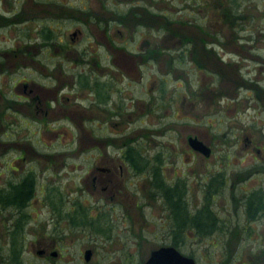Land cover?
I'll use <instances>...</instances> for the list:
<instances>
[{"label":"rangeland","instance_id":"rangeland-1","mask_svg":"<svg viewBox=\"0 0 264 264\" xmlns=\"http://www.w3.org/2000/svg\"><path fill=\"white\" fill-rule=\"evenodd\" d=\"M56 1L55 10L58 13L61 10H66L62 5L67 4L73 8L89 9L92 15H98V13L104 12L103 3L111 5L112 2L119 8L125 9L130 5L149 4L150 0ZM187 1L191 4V0ZM195 1L202 2L203 7H199L197 3V5H187L184 0H153L150 3H153V9L164 8L166 14L175 19L184 21L185 17H198L197 24L201 25L198 29L192 27L196 25L192 23H173L169 25L172 33L168 35L166 31L163 32L158 28L163 23L161 17H158L156 24L144 23L151 27L149 30L147 26L138 28L132 24L131 31L126 32L122 27L112 24L125 36L134 38V41H138L140 37L158 41L164 36L168 40V47L164 50H168L173 55L171 57L169 54L167 58L160 57L158 60L145 62L144 66L136 65V76L133 73L134 77L132 76L129 82L126 78L120 79L117 83V86L121 87L120 97L134 95L132 97L136 101L130 122L118 126L117 129L121 128V134L123 131L136 130L129 135L136 137L141 149L148 150V155L162 156V177L168 183L175 181L185 184L182 201L186 202L185 205L190 213H194V210L202 205L204 183L210 181L211 175L218 174L216 179L223 181L217 184V190L213 192L211 206H207L210 207L211 215L219 219V225L222 227L209 232H196L193 228L185 231L181 250L184 254L197 257L198 264H217V262L225 261L228 251L233 254L231 261L236 264L241 258L243 249L245 251L247 248L251 252H256L264 246V217L259 222L248 224L242 215V208L237 206V201H240L245 191L255 185L264 188V176L260 177L261 180L254 181L242 179L244 176L242 168L253 162L246 152L248 151L247 146H249L248 141L251 143L249 149L254 147L264 149V0H237L238 4L243 7V12H237L242 14L231 16L232 23L235 22L233 25L229 22L227 25L224 24L218 17L213 16L211 9L205 6L204 2L210 5L209 1L213 2L214 0ZM215 1L218 3V0ZM49 2L52 1L0 0V13L10 18L9 25H5L6 21L2 24L0 20V55L3 56L5 55L3 52L10 51L8 49L14 47L19 38L27 39L26 35L28 34L34 37L41 25L56 28L58 34H63L66 30L67 32L72 31L75 28L74 21L71 23L69 19L57 20L68 17H64L63 14H53L54 9H50V7L55 4ZM73 8L67 10L70 14L68 16L84 20V46L89 42L92 43V39L101 37V30L94 23L89 22L85 18V14L83 17V14L77 13ZM153 9L151 10L153 11ZM156 11L154 10V12ZM16 15L20 17H16L15 21L23 16V23H14L12 19ZM51 18H55V20ZM62 34H59V37H62ZM182 36L188 38H181ZM182 40H191L195 43H193V51L197 54L193 52V56L200 65L189 60L191 58L182 61V64L176 62L178 58L175 55L178 46L183 45L184 41ZM152 41L149 42L152 43ZM77 45L82 46V43ZM206 48L211 50L210 53L213 57L210 68H205L207 58L204 57L207 53L204 50ZM16 51L13 52V55L8 53L10 56L0 57V60L9 61V64L5 63L8 67L2 65V69L12 71L22 69L21 64L18 66ZM41 57L43 56L41 55ZM72 58H74L72 54L62 57L61 68L71 69L67 63L73 66L74 64L69 62ZM219 59L227 63H222ZM228 61L231 63L230 66ZM105 63L108 61L103 60V64ZM119 66H122L121 63ZM127 66L129 67V65ZM108 67L114 68L115 71L117 69L124 70L123 67L119 68L111 64ZM85 68L87 69V67ZM88 68L91 69V67ZM24 69L29 68L24 66ZM72 69L80 70V67L73 66ZM137 69H140V72ZM161 76L166 79L163 96L159 95V87H156ZM42 78L37 77L36 80L41 84L45 83ZM151 80L153 81V88L150 90L152 93L148 91ZM2 85L3 78L0 75V89ZM260 90H263L262 93L259 92ZM230 95L233 97V101L229 100ZM149 96L153 98L154 102L152 111L146 115V102ZM160 101L164 103L163 107L156 108L155 102L160 103ZM125 102L127 103V100ZM120 106L124 107V104ZM123 117L125 118V116ZM187 136H196L208 144L212 149L210 156L204 159L201 155L194 154L187 145ZM74 138L72 141L56 142V149H105L109 151L119 149L120 143L124 141L121 139L98 146L95 141ZM3 140L4 138L0 134V152L4 149ZM33 140L31 139L29 143L37 149H44L43 144H46L47 147L50 144L48 135L42 137L40 143L38 141L34 143ZM6 148L16 150L25 147L19 143ZM260 156L264 160V153H261ZM61 160L62 158H56V177L53 176L55 169L37 172L36 179L40 185H37L35 196L38 200L35 202L32 200L28 206L21 210L22 213H14L15 215L11 218L14 221L22 214L20 220L14 221V223L17 224V227L21 226L23 236H14L13 238L18 245L20 244L22 264H84L82 252L86 248L92 250L91 258L87 264H138L147 256L149 249L170 244L173 234L170 231V222L166 217L167 207L163 206V200L152 195V189L148 186L146 176L137 173L135 190L137 204L133 210H129L132 218L131 233L129 232V223L126 217L123 218L121 210L116 216L110 217L111 234L109 233V238L104 237L103 234L92 232L89 227H78V232L69 238L61 239L62 241L55 245L54 249H58L59 254L53 260L55 263L38 259L35 249L38 240L42 238L38 237L35 231L38 225L42 226L49 215V212L46 211L48 207L42 205L41 198L50 196H48L52 191L50 185L55 186V195H52L55 198L78 199L84 205L88 200L91 201L100 196L99 192L98 194L91 192L89 182L84 180V172L80 168L83 165L82 157L67 158L64 167H59ZM4 180L5 173H2L0 164V183ZM214 188L212 185L211 190ZM8 209L10 208L6 210L4 206L0 205V264H6L9 240L15 234L13 230L17 228L9 225V221H7ZM201 211L206 212L205 207ZM204 218V216L201 217V222H204L202 221ZM244 227L251 231L246 234L247 230ZM239 254L240 257L237 258ZM220 258L222 259L220 260ZM251 259H254V255H251ZM256 260L259 261V259Z\"/></svg>","mask_w":264,"mask_h":264},{"label":"flooded vegetation","instance_id":"flooded-vegetation-1","mask_svg":"<svg viewBox=\"0 0 264 264\" xmlns=\"http://www.w3.org/2000/svg\"><path fill=\"white\" fill-rule=\"evenodd\" d=\"M49 1H52L49 3L55 4L50 9H54L52 13L57 15L55 10L57 1ZM61 8L59 7V9ZM4 17L7 16L0 13V19ZM21 17L19 21L23 23V16ZM51 19L55 20V18ZM57 20H60V18ZM73 21L76 23L75 28L68 32L66 30L63 34L59 33L60 35L62 34V37H59L56 28L44 25L49 28L53 37L43 40L41 37H37L35 32L33 38H27L29 39L28 42H26L27 39L25 38H19L14 47L8 49L10 51L3 52L5 54L3 56L0 55V57L5 58L10 56L8 53L13 55V52L17 50L15 56L18 66L21 64L22 67V69L13 71L4 70L1 68L2 65L8 67L6 64H9V61L0 60V75L3 78V85L0 89V134L4 138V149L0 152V164L2 173H5V180L0 183V188L3 190L2 201L5 205L4 208L6 210L10 208L8 209L9 217L7 218L9 225L17 227L14 221L20 220L22 214L13 221L11 218L15 215L14 213H22L21 210L28 206L32 200L34 202L38 200L35 196L37 185H40L36 179L37 172L55 169L53 176L56 177V158H62L59 167H64L67 158L82 157L83 165L80 168L84 172V180L89 182L91 192L100 193L99 197L93 198L91 201L88 200L85 202L87 204L84 205L78 199L55 198V196H52L55 195L53 190L55 186L50 185V190H52L48 194L50 196L41 198L42 205L48 207L46 211L49 212V215L42 226L38 225L35 231L37 236L42 238L37 242L35 254L38 259L51 263L59 255L58 249H54L55 245L61 242V239L69 238L78 232V227H89L92 232L103 234L104 237L109 238V233L111 234L110 217L116 216L121 210L123 211V218L126 217L129 223V232H132L130 225L132 218L129 210H133L137 204L135 196L137 173L146 176L149 187L152 186L153 179L158 178L163 184L170 187H174L176 183H181L175 181L168 183L164 180L162 177V156L158 154L154 156L148 155L149 151L146 149H127L129 145L137 147L136 137L129 135L136 130L123 131L121 134V128L117 129L118 126L126 125L130 122L132 113H134V102L136 101L132 97L134 95L121 98V87H118L117 83L121 78H126L127 82H129L130 78L134 77V74L136 76V65L141 64L144 66L145 62L158 60L160 57L167 58L170 53L164 49L168 47V40L161 37L158 41H152L151 38L140 37L138 41H134V38L125 36L118 28L111 25L107 26V28H101V37L92 39V43L89 42L84 46V20L78 18L70 22L73 23ZM40 29L41 27L38 30ZM150 40L152 43L149 42ZM78 43H82V46L77 45ZM182 47L183 45L178 46L177 52H183L184 48ZM157 48L161 50L152 54V50ZM204 52L207 53V59L205 60L207 65H205V68H210L213 61L211 50L206 48ZM70 54L74 58L69 60V62L73 63L75 67H80V70H73V66L70 63L67 64H69L71 69L61 68L62 57ZM153 56H155L154 59L152 58ZM170 56L172 57L173 55L170 54ZM103 60H107L113 66L123 67L124 70L117 69L115 71L114 68L108 67V63L103 64ZM219 60L222 63L226 62L222 59ZM181 62H178V64H182ZM119 63L122 66H119ZM228 65H231L230 61H228ZM24 66L29 69H24ZM84 67H87V69H84ZM88 67H91V69ZM137 70L140 72V69ZM37 77H43L42 81L45 83L41 84L36 80ZM160 78L156 87H159V95L163 96L166 79L162 76ZM152 88L153 81L151 80L150 88H148L150 93H152L150 91ZM262 91L260 90L259 92L262 93ZM126 100L127 103L125 102ZM229 100L233 101L231 95ZM161 101L160 103L155 102L156 108L163 107L164 103ZM153 102V98L149 96L147 104L145 103L146 115L149 114V111H152ZM122 104H124V107L120 106ZM47 135L49 136L48 143L50 144L48 147L43 144L44 149H37L29 143L31 139H34V143L36 141L39 142L42 137ZM73 138L95 141L98 146L121 139L124 141L120 143L119 149L109 151L105 149H56V142L72 141ZM199 140L202 141L201 139ZM248 142L250 146L251 143L250 141ZM19 143L23 144L25 148L16 150L6 148ZM51 143L53 144L51 145ZM204 144L209 148L207 156L188 147L194 154L201 155L206 159L210 156L212 149L208 144ZM249 146H247L248 151L246 152L253 162L242 168L244 173L242 179L244 181L259 180L261 176H264V160L260 156L261 153H264V149L262 150L259 147L249 149ZM73 167L75 168L76 166ZM153 168H158L160 172V175L156 178L153 176ZM217 175H211L210 182L204 183L207 185L212 183L211 180L215 181V188L211 190V187H205L202 205L194 210V213L197 214V225L191 228L196 232L215 231L222 227L219 225V219L216 216H209L208 225L200 221L201 217L206 214L201 209L205 207L206 211L209 210L211 212L210 207L207 205L211 206L214 196L213 192L217 190V184L223 181L217 180ZM24 183L33 189L30 190L32 192L31 197L27 200L25 206L19 210L11 204L19 202L22 193L18 192L15 194L11 190H13L14 186L15 189H18L16 186L24 185ZM207 194H209L208 197ZM237 202V206L242 208V215L248 224L259 222L263 219L264 188L262 186L255 185V187L245 191L240 201ZM163 206L167 207H165L167 209L166 217L168 222H170V231L173 234L172 238H174L175 231L171 226L174 222V216L165 202ZM180 217L181 212L179 210L177 221ZM191 228L184 229L183 222H181L179 230H177L178 241H183L185 231ZM244 229L247 230L246 234L251 231L246 227ZM13 233H15L13 236L16 237L23 236L21 226L14 229ZM162 246H171L181 255L190 258L193 264H198L197 257L184 254L181 246L174 247L171 242L170 244L149 249L147 256L143 261H139L138 264H142L152 250ZM86 249L91 252L90 259L92 250L90 248ZM253 252L247 248L245 251L243 249L241 258L236 264H264V246ZM251 255H254L255 260L251 259ZM225 256V261L217 262V264H235L231 261L233 257L231 252L227 251ZM239 257L240 254L237 258ZM89 259L85 261L83 258L84 264L89 263ZM256 259H259V261Z\"/></svg>","mask_w":264,"mask_h":264},{"label":"trees","instance_id":"trees-1","mask_svg":"<svg viewBox=\"0 0 264 264\" xmlns=\"http://www.w3.org/2000/svg\"><path fill=\"white\" fill-rule=\"evenodd\" d=\"M104 1H106V0H104ZM109 1H111V0H109ZM150 1L153 2V0H150ZM150 1L148 2L149 4L130 5L125 9L119 8L117 5H114V3H112V2H111V5H106L103 3L102 9L104 12L98 13V15H95V14L92 15V13L89 11V9L73 8V6H71V5H67V4L62 5V4L58 3L59 5H62L63 7H65L66 10H61V11H59V13L57 12V15L63 14L64 17H68V18H60V19H69V21L77 20L78 19L77 17H72V16L69 17L68 16L70 14H69V11H67V10H72V8H73V9H76L77 13H79L81 15L83 14L82 15L83 17L85 14V18L89 22L94 23V25L99 29H101V28L103 29L105 27L107 28V26H111L112 24H114L116 26L118 25V26L123 27V29L126 32L131 31V29L133 28L132 24L138 28L147 26V28L149 30V28H151V27L148 25H145L144 23L149 22V23L156 24L158 19H159L158 17H161L160 19H161V21H163V23H161L162 25L158 27L159 30H162L163 32L166 31L168 33V35H170L172 33L171 32L172 30H170L171 28L169 27V25H172L173 23H181V24L182 23H187V24L192 23V24H196L192 27H195L197 29L200 28L201 25L197 24L198 17H195V16L189 17V18L185 17L184 21L179 20V19H175V18L170 17L168 14H166L167 12H165L164 8L157 7L158 9H156V8L153 9L154 5H153V3H150ZM184 2L187 5L197 3V1H195V0H191V4L187 0H184ZM209 2H210V5H207V3L204 2L205 6L208 7L209 9H211V11L213 12V16L218 17L219 20H222V22H224V24H226V25L228 22L233 25V23H235V22L232 23L233 20L231 21V16H234L235 14L237 15L238 14L237 12H243L242 11L243 7H241L238 4L237 0H223V1L218 0V3L215 0L213 2H211V1H209ZM222 3H224V5H222ZM197 4H199V7H203L202 2H199ZM147 5H149V6H147ZM196 5H194V6H196ZM151 9H153V11ZM154 10H157L156 11L157 13L154 12ZM239 14H242V13H239ZM18 16L19 15H16L15 18L12 19L14 21V23L20 22L19 20L15 21L16 17H18ZM0 20H1L2 24H4L6 21L5 25H9L8 21L10 20V18L4 17L3 19H0ZM164 22H165V24H164ZM10 23L12 24V21H10ZM230 24H229V26H231ZM36 35H37V37H41L43 40H48L50 37H53L49 28H47V26L44 27V25H41V29L36 31ZM24 36H25V34H24ZM26 36H28V38H31V36H29V34ZM163 38H164V36H163ZM181 38H188V37L182 36ZM182 41H184L183 42V46H185L184 51L183 52H180V51L177 52V54L175 56H177L178 60H176V62H181L183 60L186 61L187 58H191L189 60H192L196 65H200V63H198V60H196L195 57L193 56V52H194L193 46L195 43L191 42V40L190 41L189 40H186V41L182 40ZM160 50H161L160 48L153 49L152 54L159 52ZM194 53H196V52H194ZM152 58L154 59L155 56H153ZM204 58H207V57H204ZM196 61H197V63H196ZM205 63H206V61H205ZM127 149H130V150L141 149V146L139 144H137V147L129 145V146H127ZM159 175H160L159 169L153 168L154 178H156ZM211 182L212 183L205 185V187L209 188V187H211V184L215 186L214 181L211 180ZM151 185H152L151 186L152 195L154 197H159L161 200H163L174 216V222L172 223L171 226L175 232H174V238H172V240H171V245H173L174 247H179V246H181L182 240L178 241L177 230H179L178 228H179L181 222H183L184 229L195 227L197 225V221H196L197 214L190 213V211L187 210V207L185 205L186 202L184 201V203H183V201H181V199L183 198V194H184L183 192L185 191L184 184H181V183L177 184L176 183L174 187H170L166 184H163V182L160 180V178H158V179H153V182L151 183ZM16 187L18 189H15V186H14L13 190H11V191L15 194H17L18 192H21L22 193L21 199L19 200V202H15L16 204H11V205L13 207H17L19 210H21L25 206L27 200L31 197L32 192L30 190H32L33 188L30 187L28 184L26 185L25 183H24V185L16 186ZM53 190H54V188H53ZM208 196H209V194H207V197ZM2 197H3V190L0 188V205L5 206L4 202L2 201ZM180 202H182V203H180ZM179 210L181 212V217L177 221ZM206 212L207 213L204 216L205 218L203 219V221L205 222V224L208 225L207 220H208L209 216H213V215H211V212L209 210ZM11 237L12 238H11V240H9V245L7 248L8 251L6 253V264H22L21 257H20V252H21L20 244L18 245V243L13 239L14 236H11Z\"/></svg>","mask_w":264,"mask_h":264},{"label":"water","instance_id":"water-1","mask_svg":"<svg viewBox=\"0 0 264 264\" xmlns=\"http://www.w3.org/2000/svg\"><path fill=\"white\" fill-rule=\"evenodd\" d=\"M186 142L192 150L200 152L204 156L209 154L208 146L195 136H188ZM90 254L91 252L89 249L83 251V258L85 261L89 259ZM142 264H193V262L190 258L181 255L173 247L162 246L156 250H152Z\"/></svg>","mask_w":264,"mask_h":264}]
</instances>
